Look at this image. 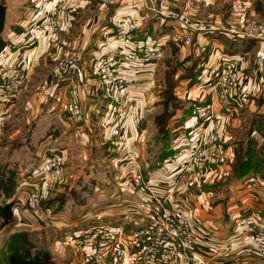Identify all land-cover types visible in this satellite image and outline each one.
Masks as SVG:
<instances>
[{
  "label": "crops",
  "instance_id": "obj_1",
  "mask_svg": "<svg viewBox=\"0 0 264 264\" xmlns=\"http://www.w3.org/2000/svg\"><path fill=\"white\" fill-rule=\"evenodd\" d=\"M39 1L32 0L31 4H28V0L27 4H24L25 1L18 3V0L14 2L5 0L4 2L5 17L1 37L7 45L6 50L0 53V83L7 75L17 70H26L28 80L24 89L16 95L10 104L3 105L0 102V136L4 135L3 133L6 134V130L2 129L1 124L8 113L15 112L14 115L22 120L31 118L35 125V128L31 129V136L34 139L40 137V156L58 153L66 161L67 157L65 156L73 151L68 144L69 140L77 139L78 142V139L81 140L80 135L87 138L86 132L92 134L94 129H99V125L102 124V115L109 99L99 81L93 76V70L99 57L116 55L120 43L110 37L115 18L120 13L126 12L132 2L136 0H110L104 6L105 9L99 2L96 3V0H83L82 9L77 14L64 16L63 26L54 39L52 34L47 32L40 37L36 44L24 48L20 43L25 37L27 27L40 20L36 13ZM171 1L174 2L183 17L194 20L200 18L198 14L200 16L203 14L199 13L205 9L202 8V3L213 6L214 2L218 0ZM150 7H152L150 4H145L141 8V12L138 13L143 18V28L132 36L129 46H137L145 41H150L149 39L157 35L159 37L154 42L162 44V47L166 45L168 39L163 41L164 35L161 33L164 32V28L171 27L173 21L158 16L151 11ZM91 17H95L93 23L89 22ZM70 19L73 21L71 22ZM225 38L232 41L226 36ZM144 39L145 41H143ZM198 39L204 44L212 45V48L218 47L225 51L223 43L218 39V36L215 37L214 31L199 33ZM164 50L160 49L161 52ZM188 50L184 47L179 48V59L182 61V66L187 67L188 70L193 66V71L190 73L192 76L197 74L195 66L198 64L199 58L195 54L190 60L192 63L189 61L184 63L190 57ZM70 51L80 53L81 68L71 77L59 78L53 70V59L61 58ZM250 53L252 51L242 55L247 58ZM155 64L151 70L133 67L127 71L131 96L132 98L136 97L135 99L139 101L138 104L133 103L132 105L134 113L139 117V124L137 130L131 127L129 120L123 125L131 140L134 141L132 146L138 156L141 171L146 175L149 184H153L155 187L154 199L162 200V203H154L156 200L152 201L150 196L147 197L141 193L129 192L124 196H114L117 191L115 189L111 191V189L106 200L100 202L102 205L108 206L100 210L106 209L108 213L113 212L112 215L128 220L144 219L148 223L156 220L162 210L183 211L199 223L206 220L210 223L208 227L201 225L202 228L194 234L196 244L193 253L197 257H201L206 264H264V258L256 255L254 245L247 238V229L242 224V219L251 217L264 225V188L250 189L247 185V178L250 174L240 180H234L232 177L226 180L218 176L225 167L217 166L210 169L206 180L201 183L189 179H179L173 182L168 178V175L157 169L158 163L150 165L153 161L151 159L153 153L146 155V152L150 153L158 141L155 129L153 133L152 121H154V117L152 114L157 107L158 96L162 89L159 81V85H155L157 82L155 73L156 76L159 75L158 71H155L156 68L154 69ZM184 69L178 71L180 72L179 79L177 76L174 78V95L184 103V110H175L166 123L168 138L172 141V145H169L170 151L181 143V137L187 129L193 126L192 113L195 103L202 102L204 99L206 103L212 102L216 116H223L224 129L235 127L240 122L236 110L223 113L215 100L208 101L209 97L200 86L188 93V85L195 81L192 78H184ZM72 87L77 89L83 111L82 117L76 120L71 119L65 112L68 90ZM39 90L41 92L37 93ZM247 105L250 104L247 102ZM30 106H33L31 113H29ZM249 110L253 112L256 108H252L251 105ZM51 127L54 129L50 133L48 128ZM7 133L13 134L14 132L8 128ZM102 139L104 140L101 146L103 157L112 161L113 167H121L125 162L119 160L120 153L106 139ZM222 140L224 154L228 159H231L235 138L228 131V133H223ZM149 147L152 149H148ZM125 174H127L126 171ZM127 175L129 176V171ZM23 176L24 174L21 175L23 183L11 198L14 213L19 212L25 200L24 191L28 187L25 182L29 175ZM114 180L110 181L105 178L104 186H107L108 189L111 187L108 186L110 184L116 187L117 184L114 186ZM101 214L103 213L99 211L97 216ZM58 217L62 219V215ZM53 218H56L55 215ZM53 220L57 221V219Z\"/></svg>",
  "mask_w": 264,
  "mask_h": 264
},
{
  "label": "built area",
  "instance_id": "obj_2",
  "mask_svg": "<svg viewBox=\"0 0 264 264\" xmlns=\"http://www.w3.org/2000/svg\"><path fill=\"white\" fill-rule=\"evenodd\" d=\"M62 1L50 0L48 2L46 0L43 2L40 7V23L28 28L20 43L22 47H30L46 31H54L63 26V21L58 16V10L61 8L58 4ZM70 1H67L68 5L72 3ZM145 4H148L146 0L133 1L126 12L117 15L110 37L119 41L120 46L113 57L101 56L97 59L93 76L98 79L109 99L102 115L101 132L103 138L107 139L120 153L119 160L125 162L126 171H129L131 192L150 196L152 201L156 200L154 203L160 204L162 200L154 199L155 187L149 184L146 175L141 171L138 156L128 136L129 133L121 123L122 119L128 118L134 129L138 128L139 124V117L132 107L133 103L136 105L139 101L131 96L127 71L133 67L151 70L161 53L162 44L160 43L149 44V41H145L137 46H129L132 36L142 27L143 18L138 13ZM150 9L158 16L175 21L174 15L164 16L163 10L158 12L157 8L150 7ZM246 25L244 30L236 28V24H230L232 26L230 29L215 30L228 39L251 40L261 46L256 63L257 70L261 68L262 71L264 67V24L251 22ZM184 28L188 29L190 26ZM215 30L205 26L198 31L204 33L215 32ZM180 39L184 47L192 44L190 32H181ZM203 44L198 38L194 42L195 54L199 58L196 65L199 77L198 82L195 81L188 85L189 88L200 86L211 100H215L223 113L244 108L245 99L235 94L241 75L237 68L242 64L245 56L228 57L222 48H212V45ZM80 68V54L70 51L57 61L55 74L59 78L71 77ZM25 78L26 71L17 70L2 80L0 102L3 105L12 102ZM260 83L264 86L263 77ZM67 96L65 112L73 120L81 118L83 111L77 89L75 87L69 89ZM194 107L193 126L186 130L181 137V143L171 149L172 153L157 167L173 182L179 179H189L201 183L206 180L212 167L224 166L221 160L223 116L215 115L212 102L209 104L195 103ZM170 145H172L171 140ZM62 167V155L50 154L42 158L36 176L28 180L32 190L25 202V208L33 219H39L43 225L53 217L47 211L42 210L41 202L45 198V192L63 180ZM260 183L257 178L247 181L252 189H257ZM149 223L152 224L151 228L138 229L132 233H124L119 229L98 228L70 237V244L76 253V264H163L173 259H178L179 264H206L201 257L194 255L193 249L196 244L194 234L202 228L201 225L208 227L210 225L208 220L199 223L183 211L162 210L158 218ZM242 224L247 229V238L254 245L256 255L264 258V225L251 217L242 219Z\"/></svg>",
  "mask_w": 264,
  "mask_h": 264
},
{
  "label": "rangeland",
  "instance_id": "obj_3",
  "mask_svg": "<svg viewBox=\"0 0 264 264\" xmlns=\"http://www.w3.org/2000/svg\"><path fill=\"white\" fill-rule=\"evenodd\" d=\"M8 1L14 2L15 0ZM24 1L26 3H24ZM44 1L40 0L37 4L38 6L36 13L38 14V17H40V4L42 6ZM67 1L68 0H63L60 4H58V6L61 7L58 10V16L63 21V23L64 16H73L82 9L83 0H71L72 3H69V5ZM109 1L110 0H96V3L99 2L102 8L105 9L104 6H106ZM146 1L148 4H151L153 8H157L158 12L163 10L164 16L174 15L176 17L175 21L171 23L172 26L164 28V32L162 31L161 33V35H164L163 41L165 39L168 40L166 45L162 47L165 50L161 52V55L156 60L154 67V69L156 68L155 71H158L159 73L157 76L155 73V79L157 80L155 85L157 86L160 84L162 87L158 96V103L156 105L157 107H155L153 110L152 116L154 119L155 116L163 113L166 105L164 103L166 97H164L162 93H164V91H166L169 87H173L174 89V78L176 76L177 79L180 78V75L178 76L180 72L178 71H182L185 68L183 75H187L189 73L188 68L182 66V61L179 59V48L181 49L184 47L183 42H181L180 39L181 32L191 33L192 44L190 43L188 46L184 47L189 49L188 51H190V57L186 59L184 63L188 61L189 63H192L190 60L192 59L193 55L195 56L196 48L194 42L199 36L198 30H200L202 27L207 26L214 28V30H223L227 28L230 29L232 27L230 24H236V28L239 27V29L244 30L247 26V23L256 22L264 24V0H218L214 2L213 6L202 3L201 6L205 9H202L199 13L203 14L202 16L198 14V17L200 18H196L194 20L189 19L188 17H183L182 13L178 11V8H176V5L171 0ZM177 1L180 2L182 0ZM0 2L4 4L5 0H0ZM19 2L27 4V0H18V3ZM31 2L32 0H28V4H31ZM48 2H50V0H48ZM60 16H62V18ZM94 18L95 17H91L89 22L93 23ZM70 21L72 22L73 19H70ZM34 24L36 23H33L32 25ZM143 24L138 32L142 30ZM188 25L190 28L185 29L184 27ZM29 27H27L25 33L28 31ZM60 29L54 31L48 30L46 33L49 32V34H52L54 39ZM214 34L216 38L219 35L216 30ZM158 37L159 35L149 39V44L153 43ZM143 41H145V39ZM37 42H35V44ZM259 47L261 46H258L252 50V53L248 54L247 58L245 57L242 64L237 68L241 75L239 76L238 89L235 96L240 95L242 98H244L245 105L244 108L236 110L239 115L238 119L240 120L238 125L224 129L225 133H228L229 131V133L233 134L235 138L234 148L231 159L227 158L223 150L221 160H223L222 165H224L222 167H225V169L222 173L218 174L219 177H222L226 180L231 177L232 167L235 166L236 158L238 155H244L245 151H247L248 154H250L249 157L253 158L255 161L259 160V164L261 167H263L261 172H254L252 174L250 173L249 177L247 178V181L251 178H257L261 182L257 189H252L249 187L252 190L264 188V123L260 124L255 118L256 113L260 112L264 106L262 104L260 106L259 103L260 99L264 100V86L262 83H260L262 77L264 78V67L262 71L261 68L257 70L256 63ZM68 53H66L63 57H65ZM239 54L235 57L245 56ZM61 58L53 59L54 71L56 70L57 61ZM190 69H193V66H191ZM195 70L198 80L199 74L197 68ZM27 80L28 76L26 73L24 83L19 89L17 95L21 90L24 89ZM195 88L197 89L198 85L193 86L192 89L188 86L187 92L190 93L191 91L195 90ZM157 89L158 87L156 90ZM40 92L41 91L39 90L37 93ZM206 96L209 97L208 101H210V96L208 94H206ZM247 102L250 105H247ZM202 103L209 104L206 103L205 99L202 101ZM251 105L252 108H256V110L253 112L249 110ZM32 108L33 106H30L29 113H31ZM168 108L169 107H167V109ZM14 114L15 112H13V114L8 113L1 124V126H3L2 129L6 130V134L3 133L4 135L0 136V168L3 169L7 165H15V168L19 169L20 177L22 174H24L23 177L29 175V178L27 179V182H25L27 183L28 187L25 188L24 191L25 200L23 206L19 209L18 213L13 212L14 217L10 223L3 226L0 225V264H5V259L3 256L6 255L13 246H24L28 248L33 254L40 252L46 253L52 264H76L75 249L70 244V237H73L76 234L98 228L119 229L124 233H132L138 229L144 230L146 228L149 229L152 227V224L146 222L144 219H137L136 221L128 220L119 216L116 217L112 215L113 212H111L112 214L108 213L106 209L102 211L100 210L101 208L108 206L102 205L100 202L106 200V197L109 196V191L111 189V191L114 189L117 191L114 196H124L125 194H129V192L132 191L130 189L129 183L130 176L127 175L128 171H126L127 168H125V163H122V166L119 165L121 167H113L111 165L112 161H108V158H105L102 155L101 146L103 145L104 140L102 139L103 135L101 132V125H99V129L95 128V131L92 134L86 132L85 134L87 135V138H85L84 135H80L81 140L78 139V142L77 139L69 140L68 144L73 151L70 152L71 154L68 156H65L67 157L66 161L63 159V180L59 181L60 183L55 184L54 188L45 192V194L49 196L48 198L50 199L62 197L66 200L62 210L63 214H60L62 215V219L58 217L60 215L57 214L55 215L56 218H51V220H48L47 224L45 225H43L39 219H33L25 208V202L28 195L30 194V190H32L31 183L28 182V180L33 179V177L36 176L37 168L45 155L40 156V137L34 139L31 136V129L32 127L35 128V125L32 123V119L30 117V119L26 120L18 119ZM18 117L20 118V115H18ZM127 121L128 118L124 120L122 119V125ZM152 122L154 126L153 133L154 129L157 133L155 122ZM8 128H10L11 132L13 131L14 133H7ZM48 129L51 133L52 129L54 128L51 127ZM128 136L130 137L129 134ZM131 142L132 144L134 143L133 140H131ZM249 143L250 147H248ZM221 147H224L223 140ZM151 163L152 164L150 165H155L156 161L154 160V162ZM125 171L127 174H125ZM105 178L110 179V181L115 179L114 186L115 184H117V186L113 187V185L110 184L108 185L111 186L110 189L106 188L107 186L105 187L103 183ZM76 192L81 193L79 199L80 201L84 202H77ZM10 202L13 203L11 200ZM97 210L103 214L97 216V213L99 212ZM105 213L109 215H106ZM53 219H57V221H54ZM163 264H179V260L173 259V261Z\"/></svg>",
  "mask_w": 264,
  "mask_h": 264
},
{
  "label": "trees",
  "instance_id": "obj_4",
  "mask_svg": "<svg viewBox=\"0 0 264 264\" xmlns=\"http://www.w3.org/2000/svg\"><path fill=\"white\" fill-rule=\"evenodd\" d=\"M4 17H5V6L0 2V53L6 50V43L3 41L1 34L4 28ZM218 39L223 43L225 47V54L228 57H235L239 53L242 55L244 53L250 52L258 47V44L255 41L245 40V39H233L232 41H228L224 35L219 34ZM239 54V55H240ZM189 73L185 75L184 78L193 79V81L197 80V75L194 74L190 76L193 69L188 70ZM175 85V83H174ZM173 85V86H174ZM164 97H166L164 103L165 108L163 113L159 114L155 117L154 122L156 125V130L158 134V141L154 145L152 149L149 147L148 149H152L150 153L146 152V155H150L151 159L156 161L159 165L163 163L166 158L172 153L170 151L169 145L170 140L168 138V132L166 130V123L175 110H184V103L177 99L174 95L173 87H169L164 93H162ZM169 106H168V103ZM264 105V100L260 99L259 101ZM167 107H169L167 109ZM192 107V106H191ZM191 109V108H190ZM255 118L257 121L262 124L264 123V106L263 109L256 113ZM250 147V143L249 146ZM247 151H245L244 155H238L235 160V166L232 167L231 177L234 180H240L246 175L254 172H261L263 167L259 164V160L255 161L253 158L249 157ZM155 158V159H154ZM21 177L19 174V169L15 168V165H7L3 169L0 168V225H6L13 220V203L10 202L12 196L14 195L16 189L21 184ZM85 192V191H81ZM77 202L80 201L79 196L81 193H77ZM49 196H45L44 200L41 202V208L44 211H47L50 215L60 214L63 210L64 204L66 200L64 198L50 199ZM83 200V199H82ZM84 202V201H80ZM5 259V264H52L49 260V257L46 253H31V251L22 246H13L9 252L3 256Z\"/></svg>",
  "mask_w": 264,
  "mask_h": 264
},
{
  "label": "bare ground",
  "instance_id": "obj_5",
  "mask_svg": "<svg viewBox=\"0 0 264 264\" xmlns=\"http://www.w3.org/2000/svg\"><path fill=\"white\" fill-rule=\"evenodd\" d=\"M203 45H205V44H203Z\"/></svg>",
  "mask_w": 264,
  "mask_h": 264
}]
</instances>
